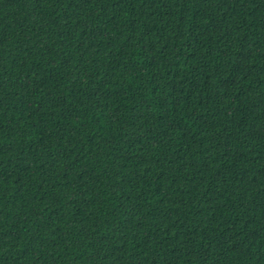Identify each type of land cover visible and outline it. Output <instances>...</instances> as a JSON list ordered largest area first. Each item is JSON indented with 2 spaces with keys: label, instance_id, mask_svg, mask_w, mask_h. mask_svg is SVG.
I'll list each match as a JSON object with an SVG mask.
<instances>
[{
  "label": "trees",
  "instance_id": "1",
  "mask_svg": "<svg viewBox=\"0 0 264 264\" xmlns=\"http://www.w3.org/2000/svg\"><path fill=\"white\" fill-rule=\"evenodd\" d=\"M0 264H264V0H0Z\"/></svg>",
  "mask_w": 264,
  "mask_h": 264
}]
</instances>
